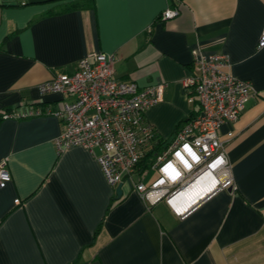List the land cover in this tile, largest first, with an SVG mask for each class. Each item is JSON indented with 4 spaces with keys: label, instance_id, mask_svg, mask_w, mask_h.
I'll use <instances>...</instances> for the list:
<instances>
[{
    "label": "crops",
    "instance_id": "crops-1",
    "mask_svg": "<svg viewBox=\"0 0 264 264\" xmlns=\"http://www.w3.org/2000/svg\"><path fill=\"white\" fill-rule=\"evenodd\" d=\"M166 7L177 14L160 20ZM263 27L264 0H0V113L59 109L70 98L38 84L71 74L88 52L113 55L116 81L163 84L143 113L161 142L198 112L181 84L192 50L222 53L251 87L219 128L232 188L182 218L163 200L147 207L129 182L116 197L84 148L55 147L57 117L0 119L10 176L0 186V264H264ZM154 177L148 169L141 181Z\"/></svg>",
    "mask_w": 264,
    "mask_h": 264
},
{
    "label": "built area",
    "instance_id": "built-area-1",
    "mask_svg": "<svg viewBox=\"0 0 264 264\" xmlns=\"http://www.w3.org/2000/svg\"><path fill=\"white\" fill-rule=\"evenodd\" d=\"M175 8H164L159 19L175 16ZM264 46V27L256 47ZM112 54L88 52L71 74L57 73L38 84L40 93L68 96L59 109L15 107L0 113L1 119L51 114L62 123L54 139L60 150L81 146L97 162L110 186L129 182L146 206L163 200L179 218L220 188H232V176L219 139L224 122H234L251 87L246 80L227 71L222 53L200 55L192 50L191 72L182 88L198 105V112L182 122L171 138L160 142L143 117L146 109L161 99L162 83L138 88L133 82L112 77ZM229 135V133H228ZM5 162H0V186L9 181ZM155 177L141 181L146 171Z\"/></svg>",
    "mask_w": 264,
    "mask_h": 264
},
{
    "label": "water",
    "instance_id": "water-1",
    "mask_svg": "<svg viewBox=\"0 0 264 264\" xmlns=\"http://www.w3.org/2000/svg\"><path fill=\"white\" fill-rule=\"evenodd\" d=\"M120 187H121V183L120 182L115 185L114 193H115L116 197H119L120 194H121V188ZM229 189L230 188L228 187L227 190H229Z\"/></svg>",
    "mask_w": 264,
    "mask_h": 264
},
{
    "label": "trees",
    "instance_id": "trees-1",
    "mask_svg": "<svg viewBox=\"0 0 264 264\" xmlns=\"http://www.w3.org/2000/svg\"><path fill=\"white\" fill-rule=\"evenodd\" d=\"M76 3V2H75ZM74 2L69 6V8H71V7H75V4ZM42 108H44V105H43V107ZM1 119V118H0ZM161 142V141H160ZM164 143H165V141H163Z\"/></svg>",
    "mask_w": 264,
    "mask_h": 264
}]
</instances>
